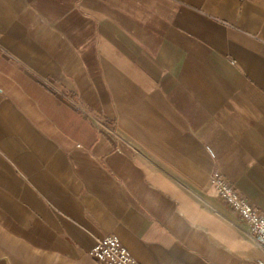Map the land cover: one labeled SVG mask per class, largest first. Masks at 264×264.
Returning <instances> with one entry per match:
<instances>
[{
	"label": "crops",
	"instance_id": "crops-1",
	"mask_svg": "<svg viewBox=\"0 0 264 264\" xmlns=\"http://www.w3.org/2000/svg\"><path fill=\"white\" fill-rule=\"evenodd\" d=\"M215 172L264 212V0H0V264H260Z\"/></svg>",
	"mask_w": 264,
	"mask_h": 264
},
{
	"label": "built area",
	"instance_id": "built-area-1",
	"mask_svg": "<svg viewBox=\"0 0 264 264\" xmlns=\"http://www.w3.org/2000/svg\"><path fill=\"white\" fill-rule=\"evenodd\" d=\"M211 183L224 202L250 225L253 237L264 245V212L218 172L213 174ZM89 254L102 264H140L122 243L119 236L114 234L97 240ZM259 263L264 264V261Z\"/></svg>",
	"mask_w": 264,
	"mask_h": 264
}]
</instances>
